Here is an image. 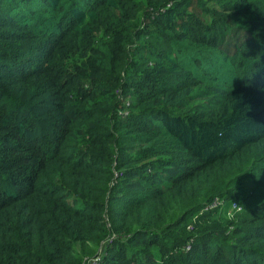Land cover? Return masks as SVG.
<instances>
[{
  "label": "trees",
  "instance_id": "trees-1",
  "mask_svg": "<svg viewBox=\"0 0 264 264\" xmlns=\"http://www.w3.org/2000/svg\"><path fill=\"white\" fill-rule=\"evenodd\" d=\"M93 261L264 264V0H0V264Z\"/></svg>",
  "mask_w": 264,
  "mask_h": 264
},
{
  "label": "rangeland",
  "instance_id": "rangeland-1",
  "mask_svg": "<svg viewBox=\"0 0 264 264\" xmlns=\"http://www.w3.org/2000/svg\"><path fill=\"white\" fill-rule=\"evenodd\" d=\"M207 82L201 83L200 85L193 86L186 90L184 94L185 103L184 107L187 106H194L200 103H214L221 97V92L214 91L209 85L206 84ZM234 210H228L225 217L227 219L234 218Z\"/></svg>",
  "mask_w": 264,
  "mask_h": 264
},
{
  "label": "clouds",
  "instance_id": "clouds-1",
  "mask_svg": "<svg viewBox=\"0 0 264 264\" xmlns=\"http://www.w3.org/2000/svg\"><path fill=\"white\" fill-rule=\"evenodd\" d=\"M233 207L234 209L236 210V212H242L244 209L241 205H236V204H233Z\"/></svg>",
  "mask_w": 264,
  "mask_h": 264
},
{
  "label": "built area",
  "instance_id": "built-area-1",
  "mask_svg": "<svg viewBox=\"0 0 264 264\" xmlns=\"http://www.w3.org/2000/svg\"><path fill=\"white\" fill-rule=\"evenodd\" d=\"M231 209L235 210L234 207H233V204L231 206ZM92 264H96V261H93Z\"/></svg>",
  "mask_w": 264,
  "mask_h": 264
}]
</instances>
